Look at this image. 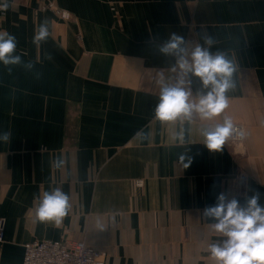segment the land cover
<instances>
[{
    "label": "crops",
    "instance_id": "1",
    "mask_svg": "<svg viewBox=\"0 0 264 264\" xmlns=\"http://www.w3.org/2000/svg\"><path fill=\"white\" fill-rule=\"evenodd\" d=\"M52 1L72 20L41 0H7L0 11V32L35 65L9 73L0 64V132L12 131L10 144L0 141V264H23L27 244L63 238L85 241L106 264H213L205 206L253 190L264 204V0ZM45 20L50 35L34 44ZM171 33L190 45L210 34L212 50L236 63L224 114L245 128L244 142L210 153L198 118L184 124V144L179 122L154 119L157 80L174 76L158 50ZM53 187L72 205L59 227L34 216V198Z\"/></svg>",
    "mask_w": 264,
    "mask_h": 264
},
{
    "label": "clouds",
    "instance_id": "2",
    "mask_svg": "<svg viewBox=\"0 0 264 264\" xmlns=\"http://www.w3.org/2000/svg\"><path fill=\"white\" fill-rule=\"evenodd\" d=\"M8 7L7 0H0V11H6ZM49 35L48 21L45 20L36 30L33 43L39 45ZM201 39L202 44L190 45L183 36L171 33L159 44V52L174 61V76L165 78L161 74L157 80L159 96L154 119L161 124L179 122L181 130L176 138L180 144H184V124L190 126L198 118L204 122L198 127L203 146L210 153H217L230 140H244L247 133L224 114L228 108L227 94L236 88L234 74L237 65L225 51L212 50L217 44L212 35L204 34ZM17 48L15 35L0 32V64L9 73L12 66L33 71L34 63L24 61L22 57L26 53L18 52ZM35 75L39 78L41 74L36 72ZM193 78L199 82L195 94ZM137 136L145 138L143 132H138ZM11 138L10 129L0 132L3 143L10 144ZM179 161L187 169L192 157L187 153L181 154ZM53 165L61 169L64 160L58 157ZM260 201L261 193L255 190L250 195L246 194L243 201L236 196L230 197L227 192H220L215 203L202 210L203 217L210 221V230L217 237L205 249L213 264H264V204ZM71 208L69 195L60 187L43 191L34 198V216L39 223H52L59 227Z\"/></svg>",
    "mask_w": 264,
    "mask_h": 264
},
{
    "label": "built area",
    "instance_id": "3",
    "mask_svg": "<svg viewBox=\"0 0 264 264\" xmlns=\"http://www.w3.org/2000/svg\"><path fill=\"white\" fill-rule=\"evenodd\" d=\"M43 9H50L64 21L72 20L68 11L59 9L52 0H41ZM245 128L242 125H237ZM246 132V130H245ZM245 140V139H244ZM230 140V145L244 142ZM142 186V182H138ZM0 242H4V226L0 219ZM23 264H106L104 255L89 246L85 241L63 238L59 241H42L25 246Z\"/></svg>",
    "mask_w": 264,
    "mask_h": 264
}]
</instances>
